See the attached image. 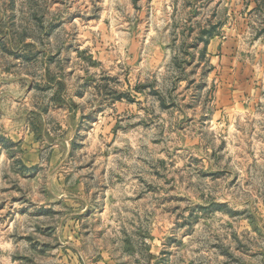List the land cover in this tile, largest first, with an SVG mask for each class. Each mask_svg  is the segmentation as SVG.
Wrapping results in <instances>:
<instances>
[{
	"label": "rangeland",
	"instance_id": "1",
	"mask_svg": "<svg viewBox=\"0 0 264 264\" xmlns=\"http://www.w3.org/2000/svg\"><path fill=\"white\" fill-rule=\"evenodd\" d=\"M116 3L0 0V264H264V0L214 52Z\"/></svg>",
	"mask_w": 264,
	"mask_h": 264
},
{
	"label": "crops",
	"instance_id": "2",
	"mask_svg": "<svg viewBox=\"0 0 264 264\" xmlns=\"http://www.w3.org/2000/svg\"><path fill=\"white\" fill-rule=\"evenodd\" d=\"M116 12H118V1L116 0ZM130 9L132 14V30L135 22L144 26V30L147 31L144 45H152L155 39V35L159 31H169L177 38L180 47L187 46L188 43L194 46L203 47L211 46L212 51L214 48L217 50L222 42V38H219L213 32V26L216 22L208 23V20L204 22L203 14V0H129ZM230 2V8L227 12L230 21L227 24L222 25V29L236 30V21L245 19L246 12H250L252 6H245V1L248 0H227ZM242 3L243 6H242ZM215 4V5H214ZM219 0H212L211 18H215L214 14L218 16ZM202 15L198 18L197 15ZM140 18V19H139ZM212 18V20H213ZM147 24V27H145ZM136 31V30H134ZM134 31L132 33H134ZM204 31H210L206 38ZM134 35V34H133ZM134 39V37H133ZM224 39V38H223ZM206 42V43H204ZM222 46V45H221ZM134 46L132 48V51ZM129 52L133 55V52L129 49ZM127 51V52H128ZM74 53V52H72ZM155 60V57H152Z\"/></svg>",
	"mask_w": 264,
	"mask_h": 264
}]
</instances>
